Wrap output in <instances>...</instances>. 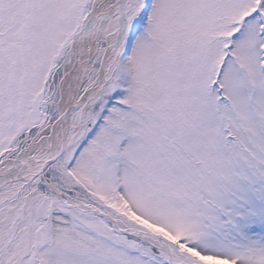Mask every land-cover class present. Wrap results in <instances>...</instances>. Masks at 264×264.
Segmentation results:
<instances>
[{"label": "snow or ice", "instance_id": "obj_1", "mask_svg": "<svg viewBox=\"0 0 264 264\" xmlns=\"http://www.w3.org/2000/svg\"><path fill=\"white\" fill-rule=\"evenodd\" d=\"M0 264H264V0H0Z\"/></svg>", "mask_w": 264, "mask_h": 264}]
</instances>
